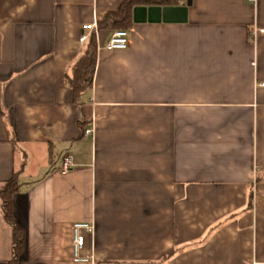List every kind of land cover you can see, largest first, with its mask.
<instances>
[{"label": "crops", "instance_id": "obj_1", "mask_svg": "<svg viewBox=\"0 0 264 264\" xmlns=\"http://www.w3.org/2000/svg\"><path fill=\"white\" fill-rule=\"evenodd\" d=\"M121 1L0 0V189L24 164L21 264H264V0H192L187 22L134 21L127 49L98 30L75 101L84 25ZM12 254L0 197V264Z\"/></svg>", "mask_w": 264, "mask_h": 264}, {"label": "trees", "instance_id": "obj_2", "mask_svg": "<svg viewBox=\"0 0 264 264\" xmlns=\"http://www.w3.org/2000/svg\"><path fill=\"white\" fill-rule=\"evenodd\" d=\"M187 0H122L119 6L109 10L101 19H97L98 30L101 29H126L129 30L133 23L135 7L144 6H176ZM98 38L91 32L81 48V55L77 59L73 75L66 77V82L73 90L74 100L79 98L92 86L97 62ZM22 167L7 179L0 189L1 206L4 220L10 225L12 233V258L7 264H21V254L25 248V229L16 222L13 212L15 194L20 189V174ZM251 198V196H250Z\"/></svg>", "mask_w": 264, "mask_h": 264}, {"label": "built area", "instance_id": "obj_3", "mask_svg": "<svg viewBox=\"0 0 264 264\" xmlns=\"http://www.w3.org/2000/svg\"><path fill=\"white\" fill-rule=\"evenodd\" d=\"M84 30L87 31L81 36V42H85L87 38L89 37L91 32H95L96 36L98 37V25H97V19H94L93 22L87 23L84 25ZM263 29H260L256 27L254 29V34L257 32H263ZM130 32L126 29H117L114 30L112 35L110 36L108 42H107V48L109 49H127L130 45ZM264 85V83H262ZM87 134L92 133V128L87 129L85 131ZM60 160V170L64 173L69 172L74 163L72 156L68 153H64L59 157ZM93 226L89 223L84 222H77L73 225V232H74V259L75 261H87L88 258L82 257L80 255V250L84 246L85 236L84 232L92 231Z\"/></svg>", "mask_w": 264, "mask_h": 264}, {"label": "water", "instance_id": "obj_4", "mask_svg": "<svg viewBox=\"0 0 264 264\" xmlns=\"http://www.w3.org/2000/svg\"><path fill=\"white\" fill-rule=\"evenodd\" d=\"M191 5L192 0H187L184 5L176 6H138L134 8L133 20L135 22L184 23L188 20V10Z\"/></svg>", "mask_w": 264, "mask_h": 264}]
</instances>
